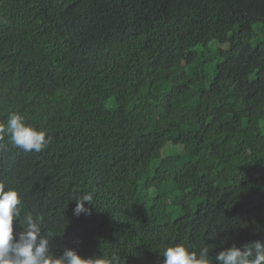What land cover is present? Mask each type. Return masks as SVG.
Returning a JSON list of instances; mask_svg holds the SVG:
<instances>
[{
  "label": "trees",
  "instance_id": "obj_1",
  "mask_svg": "<svg viewBox=\"0 0 264 264\" xmlns=\"http://www.w3.org/2000/svg\"><path fill=\"white\" fill-rule=\"evenodd\" d=\"M11 113L49 141L0 138L14 234L39 217L53 256L162 264L177 243L214 258L264 240V0H0Z\"/></svg>",
  "mask_w": 264,
  "mask_h": 264
},
{
  "label": "clouds",
  "instance_id": "obj_2",
  "mask_svg": "<svg viewBox=\"0 0 264 264\" xmlns=\"http://www.w3.org/2000/svg\"><path fill=\"white\" fill-rule=\"evenodd\" d=\"M9 137L12 147L24 152L43 151L47 144V134L25 123L19 113H11L4 123H0V138ZM0 145V148H3ZM94 193L81 195L75 202L73 215L89 214ZM21 200L15 190H5L0 184V264H113L115 257L92 256L82 258L75 249L66 248L58 257L49 249V239L41 234L40 218L28 215L24 230L14 234L13 221L19 217ZM79 244L80 241H76ZM162 264H264V240H255L240 246L232 244L219 251L214 258L209 257V247L193 251L182 243L165 246L161 252Z\"/></svg>",
  "mask_w": 264,
  "mask_h": 264
}]
</instances>
